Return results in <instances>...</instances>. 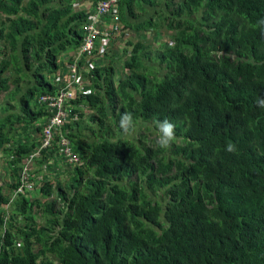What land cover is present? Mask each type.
Segmentation results:
<instances>
[{
    "label": "trees",
    "instance_id": "trees-1",
    "mask_svg": "<svg viewBox=\"0 0 264 264\" xmlns=\"http://www.w3.org/2000/svg\"><path fill=\"white\" fill-rule=\"evenodd\" d=\"M99 1L0 0V264H264V0H121L119 24L139 37L159 28L141 13L163 2L171 36L157 49L127 43L120 71L100 40L83 53ZM74 66L85 90L44 146L55 108L38 97ZM164 119L168 149L149 132ZM62 138L81 161L35 183L36 165L64 158ZM24 174L32 198L15 192Z\"/></svg>",
    "mask_w": 264,
    "mask_h": 264
},
{
    "label": "built area",
    "instance_id": "built-area-1",
    "mask_svg": "<svg viewBox=\"0 0 264 264\" xmlns=\"http://www.w3.org/2000/svg\"><path fill=\"white\" fill-rule=\"evenodd\" d=\"M118 0H106L101 1L96 4V14L92 15L87 23L86 28V38L84 40L83 53L88 56L94 57L95 47L100 40L102 45L100 52H98L101 58L104 52H107L106 47L113 34L118 37L123 35L122 25L119 24L120 16L118 11ZM101 18H108L112 23V28L110 30L102 31V29L97 26L98 21ZM94 64H91V69ZM78 69L76 66L67 74H60L55 77L56 81L59 83V89L53 93H43L38 97V103L45 104L49 109L55 108L54 114L50 117L46 127L43 131L47 141L44 146L48 145V140L52 138V129L59 128L66 122L68 112L66 109L61 108L63 104L68 102L70 97H76L77 93L83 92L85 90L86 80L78 74ZM60 149L59 152L62 153L63 157L60 160H64L65 163L76 165L81 160L77 153L74 151L72 144H70L66 139H59ZM33 187L29 182L27 174L22 177V185L15 191L17 194H24L26 192L32 191Z\"/></svg>",
    "mask_w": 264,
    "mask_h": 264
},
{
    "label": "rangeland",
    "instance_id": "rangeland-1",
    "mask_svg": "<svg viewBox=\"0 0 264 264\" xmlns=\"http://www.w3.org/2000/svg\"><path fill=\"white\" fill-rule=\"evenodd\" d=\"M165 2V1H164ZM97 3H95L96 5ZM92 5V3H91ZM80 8H82L80 6ZM87 8V7H86ZM138 8V7H137ZM118 10L120 9V5L118 6L117 8ZM165 5L164 3L162 2L159 7L157 8H149V13H141V19L140 20H144V19H148V18H151L153 17L154 19V23L155 25H159V28H157L156 32L154 31H148L147 33L144 34V36H140L139 35H135L131 29L127 28V27H124V30H123V35L115 40L114 41V45H115V48H113L112 45H110V49H109V53L112 54V53H117L116 54V57L115 55L114 56H111L110 58H113V62L116 60L115 62V67L119 68L118 71L121 70V65L123 64V62L121 60L124 61L125 60H128L130 54H128V52H125V50H127V43H132V44H135L136 42H138L139 40H141V43L145 46H149L151 47L152 49H157L159 48L160 44L163 42H165L167 40V38L170 39V34L166 32V29L164 27V25H161V17H160V11H163L165 10ZM134 19H130L131 23ZM112 39V38H111ZM112 41V40H111ZM172 43L173 41H170V45L172 46ZM115 57V58H114ZM108 59V60H112V59ZM119 73V72H118ZM59 85V84H57ZM6 92H4L1 97H0V104L5 102L6 100ZM37 103V102H36ZM38 104V103H37ZM30 106L32 108H34V105H33V101L31 100L30 102ZM82 114H84V122H87L88 121V115L92 113V109H90V107L84 105L82 108ZM68 119V118H67ZM66 119V121H67ZM70 122V119H68V121L66 123H69ZM42 123L43 122H37L35 124H33L31 127H30V131L32 133V137L34 139H37V141L39 140V133L37 135H34V129L35 127L37 126H42ZM83 127V126H82ZM151 128V127H150ZM21 129L18 130V133L21 134L22 132L20 131ZM149 132H152L154 133V138L156 135V132H155V129H151L149 130ZM125 138H132L129 137V136H124ZM29 139H31L30 135H29ZM2 155H0L1 157ZM68 168H66V164L64 163V160H58L57 163H53V162H49L48 161V164L46 166V164H43V165H36V167L34 168L33 170V175H34V182H38L40 183L42 181V178L43 177H47L48 179H53L54 178V175L55 174H58L57 176L60 178V179H63L65 180L66 178V175H67V171ZM69 172V170H68ZM3 174V173H2ZM13 197V196H11ZM33 197V191H32V194L30 195L29 198H32ZM5 209H7L6 207H4ZM8 210V209H7ZM35 219L37 220V222L41 223V218H40V213L39 212H35Z\"/></svg>",
    "mask_w": 264,
    "mask_h": 264
},
{
    "label": "clouds",
    "instance_id": "clouds-1",
    "mask_svg": "<svg viewBox=\"0 0 264 264\" xmlns=\"http://www.w3.org/2000/svg\"><path fill=\"white\" fill-rule=\"evenodd\" d=\"M120 1L121 0H118V5ZM118 11H120V9ZM101 19H108V18H101ZM258 24L262 26V29H264V18H261L258 21ZM87 81L88 80H86V84ZM256 103L259 107L264 108V96L257 97ZM119 126L123 135L129 137L136 135V125L134 123L133 116L130 112L124 111L120 115ZM157 128H158V135L156 138V142L158 146L162 149H168L176 139L174 123H172L168 119H164L158 122ZM113 142L115 143L116 141L114 140ZM225 150L228 152H234L236 150V145L234 143L229 142L228 144H226Z\"/></svg>",
    "mask_w": 264,
    "mask_h": 264
},
{
    "label": "crops",
    "instance_id": "crops-1",
    "mask_svg": "<svg viewBox=\"0 0 264 264\" xmlns=\"http://www.w3.org/2000/svg\"><path fill=\"white\" fill-rule=\"evenodd\" d=\"M81 7H87V8H88V12H89V11L92 12V10H93V5H91V2H90V1H87V2H85V3H82V4H81ZM85 9H86V8H85ZM146 12H147V11H146ZM147 13H149V11H148ZM137 23H138V20H137ZM97 26H99V27L102 29V31H105V30H110V29L112 28V23H111V21H110L109 19H102L101 21H98ZM121 29H122V31H123V27H122ZM113 36H114V37H113L112 39H110L108 45H107L106 47H104L103 49H106L107 47L110 48V45H112L113 48L115 49V45H114V41H113V40H115V39H117V38H118V40H119L120 37L116 36L115 34H113ZM111 40H112V41H111ZM99 45H100V47H102V45H101L100 42H99ZM116 50H117V48H116ZM79 61H81V60H76V63H75V64H78ZM68 64H69V60H68V59L60 60V66H61V68H64L63 71L66 70L65 67H66Z\"/></svg>",
    "mask_w": 264,
    "mask_h": 264
}]
</instances>
